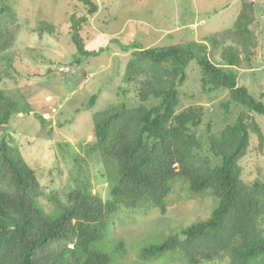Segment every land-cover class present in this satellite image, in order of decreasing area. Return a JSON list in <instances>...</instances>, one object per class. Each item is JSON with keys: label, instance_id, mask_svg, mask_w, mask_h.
Instances as JSON below:
<instances>
[{"label": "trees", "instance_id": "1", "mask_svg": "<svg viewBox=\"0 0 264 264\" xmlns=\"http://www.w3.org/2000/svg\"><path fill=\"white\" fill-rule=\"evenodd\" d=\"M77 1L86 7V14H70V38L80 55L98 54L85 50L81 37V24L98 11V4ZM241 3L231 28L200 41L149 48H142L137 41L129 43L134 50L125 80L140 81L141 104L129 107L120 103L92 116L96 148L103 163L112 167L108 175L110 199L103 201L72 189L61 202L50 193L55 208L46 213L38 202L45 192L35 171L15 146L4 136L0 138V264H112L108 254L91 246L103 238L117 204L154 206L163 214L171 182L177 178L186 181L191 193L209 191L218 204L207 219L142 248L140 259L177 251L187 264L224 255L229 256L228 264H264V175L246 183L239 164L249 151L251 132L263 144L261 127L246 111L240 112L235 122L210 138L209 151L220 158L212 166L210 158L196 152L201 144L191 130L201 122V110L191 105L176 112L177 87L186 79L185 67L194 60L201 71L203 91L227 90L226 109L234 103L264 116V103L237 85L235 72L220 68L208 56L211 44L222 47L221 58L230 67L256 58L260 26L255 6L251 1ZM6 12V7L0 6V17ZM38 27L49 33L55 29L45 21ZM15 30L9 31L6 46ZM151 97L158 103L144 105ZM96 98L95 93L85 107H91ZM30 108L0 89V129L13 113ZM116 247L120 248L121 242Z\"/></svg>", "mask_w": 264, "mask_h": 264}, {"label": "rangeland", "instance_id": "2", "mask_svg": "<svg viewBox=\"0 0 264 264\" xmlns=\"http://www.w3.org/2000/svg\"><path fill=\"white\" fill-rule=\"evenodd\" d=\"M94 1L98 11L81 24V37L85 50L98 54L82 56L70 38V14H86L82 3L0 0V6L7 9L0 17V89L31 107L13 113L1 127L0 138L4 136L15 146L35 171L45 192L38 202L46 213L55 208L50 193L61 202L72 189L103 201L111 198L108 175L112 167L103 163L96 148L92 116L120 103L129 107L141 104L140 81L125 80L134 50L129 43L137 41L142 48H149L200 41L231 28L244 0ZM245 1L254 3L260 26L256 58L230 67L221 58L222 47L211 44L208 56L220 68L235 72L237 85L264 103V0ZM42 21L54 25V31H41L38 26ZM14 28L15 35L6 46L8 33ZM184 71L186 79L177 87L176 112L191 105L201 110V122L191 128L201 144L196 151L200 157L210 158L212 166L220 162L209 151L210 138L235 122L242 111L258 122L264 135L263 115L234 103L226 109L227 90L203 91L201 71L194 60ZM95 93L94 104L86 108ZM157 103L158 99L151 97L143 104ZM239 164L246 183L264 175V140L260 145L257 134L250 133L249 151ZM165 202L163 214L154 206L127 208L118 203L107 220L103 238L91 248L108 254L112 264H187L177 251L147 261L139 256L142 248L207 219L218 201L209 191L191 193L186 181L177 178L172 180ZM119 242L120 248L116 247ZM228 263L229 256L224 255L199 264Z\"/></svg>", "mask_w": 264, "mask_h": 264}]
</instances>
